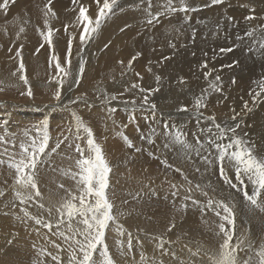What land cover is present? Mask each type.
<instances>
[{"label": "bare ground", "instance_id": "obj_1", "mask_svg": "<svg viewBox=\"0 0 264 264\" xmlns=\"http://www.w3.org/2000/svg\"><path fill=\"white\" fill-rule=\"evenodd\" d=\"M72 1L73 0H51L50 6L56 15L54 17L51 15L46 17L44 12L46 11V6L49 5V0H7L6 6L4 5V0H0V44L6 50L5 52H0V87L1 89L6 88V90H13L14 92H16V89L22 88V86L15 85L14 82H11L9 78L11 74L16 72L14 49L21 48L26 50L29 54L27 61L28 68L31 76L36 80V84L34 86L35 88L31 89V98L26 94L28 89L19 92L25 93L24 98H29L27 101L32 105H28V107L32 106V108L36 110L42 108L45 110V115H39L37 118L30 111L21 114L26 110L20 113L19 110H16L19 109L16 107L18 104L7 105V108H0L8 111V113H5L10 114V118L12 117L11 121H0V135L7 133V139L15 140L17 145L16 151L18 152L19 143L25 139V131H28L29 135L34 136L36 135V126L40 125V129H42L44 126L42 123L45 121L50 125L56 121L62 123V130H59V133L53 131L50 132L49 129L47 130L49 135V150L55 148L58 143H60V148L49 156L44 157L45 162L39 166L36 176L37 184L41 190H46V193H42V198H38L40 200L38 205V199H36V201H28L24 204H21L20 202L14 204L11 203L15 199H18L15 195V188L18 187L15 186V172L14 170L8 169L7 165L0 166V193H3V195H0V264H41V262H43V264H56L48 253H51L52 255L59 254L61 259L63 256L68 259V251L58 252L54 246V244H60L62 247L67 248L65 241L56 234L58 231L56 228V221L59 218L56 209L60 207L63 203V198L67 196L65 189L75 191V181L71 179L70 175H66V172L69 170L77 171L75 161L79 158V153L75 151L74 146L78 143L81 147L86 148V134L81 130L80 136L83 138L77 139L76 120H73L72 117L67 114L55 115L56 113L54 111L56 108H59L60 105L57 104L55 106L52 104L53 102H57L52 94L44 95L42 93L41 90H44L47 93L48 89L51 88L55 91L57 90L54 86L44 85L46 82L45 77H52L56 74L54 73V68L49 64V51L42 48V50L37 52V49L40 48L41 45L45 46L43 37L40 35V31L46 32L44 26L45 20L48 21V25L52 29L56 30L54 32H57L59 37L58 40L62 47V49L59 48L62 59L65 60L68 52V50H64V43L67 39L68 41L70 39L72 40V46L81 44L79 37L83 28L77 21L79 8L80 6L88 8L89 11L87 14L94 20L96 5L94 0H77L76 3H73ZM152 2H154L151 5L152 16L158 14V19H154L153 22L149 24L147 22L149 19L147 0H143V2H141V0H118L117 6L113 9V13L110 14L109 19H105L102 22L100 29L96 32L93 39L94 42H96L94 45V52L98 55L97 64L86 74V80L83 78L80 85L82 88L92 85L90 77H101L100 81L108 80L111 82V89L107 88V92L118 94L124 91V87L129 84L142 83L144 77L148 74L157 73L161 68V72H164L166 69L173 72L169 83H173L175 87L187 85L195 87L203 85L201 77L187 69V62H190L189 59L192 60L191 55L193 54L196 57L199 53L200 55H204V52L200 51L198 53L196 50L198 47L197 42L199 39H204L202 38L204 34L199 35L196 38L185 37L181 27V21L184 18H195L196 24H198L197 15L199 14L198 11H201V9L193 8L192 6L198 7L203 5L202 13L205 14L204 16L222 17L226 22L228 18L229 21L230 18H235V21L233 22L237 24V27H234L233 29L243 34H245V32L242 24L245 22L244 20L246 18L244 13H246L247 17H253V19L250 20L251 25H249V23V26L246 29V32L253 31V36L251 38L245 36L244 39L249 41L253 39L255 42L258 41L261 36H264V33L260 30L261 26H264V0H221L220 3H213V0H185L183 2L173 0V10L168 11L164 8L166 0H152ZM185 8L187 11L184 10ZM119 9L121 10L117 12ZM259 21H261V24H258ZM66 25L68 26L67 30H65ZM21 27L24 28L23 32H20ZM140 27L144 29L142 33L138 31ZM183 28L188 29L185 25ZM220 34L218 28L215 27V30L205 38L214 37ZM172 37L178 39L177 47L179 51L170 44ZM190 41L196 48L195 50L191 48L192 44H190ZM254 42L252 43L254 44ZM255 48H259L258 43L255 44ZM262 52H264V50H261V53ZM168 54H172V59L166 61L164 57ZM134 57L135 59L133 60ZM125 60L132 61L134 67L124 76V83L115 84L116 79L122 76L121 69L124 68L121 67L120 62ZM145 69L152 70L145 74ZM137 73H139V76H137ZM181 78L184 79L183 83H181ZM132 93L131 95H133ZM0 96L6 99H14L16 94H5L0 91ZM219 97H221V95ZM34 100L51 103L44 108L45 106L34 103ZM90 103L85 101V107H79V105L75 106L76 111L73 110V113L83 121L84 125L86 121H90V119L93 118H96V121H104L100 128L101 136L97 137L94 134V139L95 142L101 146L107 162L118 164L117 171L113 173L110 172L111 175H109L108 195L115 205L114 213H116L117 219L122 222L120 225L123 226L124 234H118L116 224L110 223L109 228L106 230L105 237L114 264H197L195 262L197 256L193 257L194 255H192V252L187 250L188 246H193L191 243V237L203 239L211 251L218 252V248L220 247H218V245L221 244L222 240L220 241L218 238L215 219L209 216L197 217L194 211L189 208L192 216L189 223H191L192 226L189 225L190 229L187 231L188 226L186 225V231L181 235V232L178 229V227L181 226V223L174 222V220H179V217L183 213L182 210H178L177 208L179 207V203H177V194L165 193L163 191L189 192V189L196 188L190 187L187 183L177 181L176 179L178 178L175 179L171 173L158 172L157 176L156 170L151 167H147V170L140 167H136V169L133 165L131 166L130 164L125 163L123 156H121L120 149L126 143V139L128 142L135 144L137 160L141 159L137 155V152L138 149L141 148L142 150L145 146V143L143 142L145 140L135 134L138 131L143 133L144 131L141 128L138 129L137 123L132 122L131 126L127 127L129 132L126 131L123 133L122 130L125 126H121L122 130H119L114 126L116 123L123 122L120 120V112L111 114L110 116L98 117L97 113L99 109H102L103 107L91 105ZM109 104L122 108H126L127 106L126 104H113L110 103V101ZM21 107H25V105L23 104ZM189 108L190 110L192 109L191 107ZM3 110H0L1 113ZM145 110H149V108H145ZM200 110L202 111V109ZM151 112L155 111L150 108L149 114H152ZM141 114L143 113L127 115L129 117H144V115ZM185 115L186 117L194 116V114L188 111L182 112L181 116ZM156 118L158 117L156 116ZM149 121L157 120L149 119ZM148 127L150 126L148 125ZM190 131L193 133V130ZM262 132H264V130ZM258 136L260 138V135ZM65 137L71 138L73 149L68 147V145L71 144L70 138L68 143L66 142L67 139H65ZM150 137H152L154 144L153 153L161 155V150L162 148L164 149L166 140L164 141L162 135L159 134ZM150 137H148V142L151 140ZM261 139H259L260 143L262 142ZM61 141L66 142V144L64 142L61 143ZM261 145L262 144H260V146ZM173 148L177 151L175 146H173ZM178 149V155H183L184 150L181 148ZM70 151H73L74 154ZM202 153L204 154L205 152L203 151ZM192 155H183L180 159L177 157L173 158L174 166L179 170H183L187 176L191 173L187 163L192 159L197 161L195 155ZM0 159H7V156H0ZM119 160L121 163H119ZM204 167H207V165H204ZM127 181H130L131 183L133 182V184H128ZM61 184L64 185L63 188L59 187ZM172 185H175L176 187H172ZM153 190L162 192L164 197L157 195L151 196V194H154ZM20 191L27 194L31 189H20ZM137 194L139 195L137 196ZM189 195L191 196L190 192ZM134 197L136 198L134 199ZM154 198H158L157 200L161 201H167L160 203L164 205L163 210L157 211L155 209L153 204L156 202L150 200ZM125 200H127L128 203H124ZM172 201L175 204L171 203ZM179 202H181V198H179ZM40 204H43L44 207L41 208L39 206ZM4 205L6 206L4 207ZM49 209L51 210V214H49ZM25 212H27L28 215H25ZM120 213L123 214L121 215ZM37 218L42 221L41 224L36 223ZM153 218H155V220ZM53 220L55 224H52L53 227L51 231L43 226L44 223L53 222ZM171 224H175L174 231L171 233L172 239H175L173 247L172 243L166 245L167 240L160 235L165 232L168 233L167 229ZM63 227L64 226L62 225L61 230H63ZM130 230H132L134 234L141 233L143 238L141 240H138L137 238L131 240V249L129 250L126 234L130 232ZM117 241H121L122 245L118 246ZM194 241L196 240L194 239ZM203 241L200 243L203 244ZM168 246L171 248L168 249ZM201 247L202 246H200V248ZM194 248L197 249L198 247L196 246ZM201 250H204V248L200 249V251ZM185 254L190 255L185 256ZM201 255H203V253ZM241 255L242 254H240V256ZM142 257L143 260L141 259ZM94 258L98 259V257Z\"/></svg>", "mask_w": 264, "mask_h": 264}, {"label": "rangeland", "instance_id": "obj_2", "mask_svg": "<svg viewBox=\"0 0 264 264\" xmlns=\"http://www.w3.org/2000/svg\"><path fill=\"white\" fill-rule=\"evenodd\" d=\"M177 1L183 2L185 0H177ZM153 3L154 2H152V4ZM192 7L201 9V11H198L199 14L197 15L198 24H196L195 18H189V19L184 18L181 21L182 22L181 27L185 37L196 38L199 35H203V34L205 35L202 36V38L204 39L198 40L197 49L193 46L192 42L190 41V44H192L191 48H193L194 50L196 49L198 53L200 51L204 52V55H200L199 53V55L196 57L193 54L191 55L192 60L189 59L190 62H187L188 63L187 69L198 74L202 79L203 85H199L195 87L192 85L175 87L173 83H169L170 77L173 73L169 69H166L164 72H161L162 70L161 68L159 71H157V73L148 74L146 77H144L142 83L139 82L137 83V85H139V87L143 89L159 88V91H153L149 96V104H155L156 106L154 110L155 112H151L152 114H149L150 107L142 103V96L148 95V93L141 92L139 91L138 88H132L131 85L134 83L124 87L123 89L124 91L118 94L108 93L107 88L111 89V85H110L111 82L108 80L100 81L101 77H90L92 81V85H90L89 87L82 88L80 86L83 78L85 79L86 74L90 71L91 68H94L95 65L97 64L98 55H96L94 52L95 49L94 45L96 42H94L93 40L96 33L91 34V38L86 39L83 44L80 45L76 44L72 46L71 57H70L71 64L69 67L65 65V60L62 59L61 57L59 48L62 49V47L60 45V41L58 40L59 37L57 35V32L56 33L54 32L52 37L53 40L52 48L50 49L49 46L44 42L45 46L40 47L38 49L42 50V48H45L46 50L49 51V64H50V56L52 54L58 56L61 65L66 67L68 75L64 76L63 74H61L60 77H57L55 62H52L51 66L54 68V73L56 75L52 77H45L46 82L43 83L46 86H54V88L57 89L59 85L57 84L56 80L63 78L64 81L63 86L62 88L59 89L61 92V99L60 101L55 100L57 102L52 103L55 106L57 104L60 105L59 108L55 109L54 111L56 113L55 115L67 114L68 116L72 117L73 120H75L72 114L74 111H76L75 106L79 105V107L81 106L85 107L86 105L85 101H87L89 103L92 102L90 103L91 105L103 107L102 109H99L97 113L98 117L110 116L111 114H116L117 112H120V120L123 122L116 123L114 126L119 130H122L121 126H125V128L122 130L123 133L126 131L129 132L127 127H130L132 122L138 124V129L141 128L144 131V133L138 131L135 135L136 136L139 135L141 138L145 140L143 142L145 143L146 147L144 146L142 150L141 148L138 149L137 155L141 159L137 160L135 144L131 143L132 147L129 148L127 146V143H125L124 146L121 147L120 149L122 154L121 156H123L124 162L130 164L131 166L133 165L135 168L140 167L144 170H147L148 168L151 167L152 169L156 170V175L158 174V172L171 173L175 179L178 178L176 179L177 181L187 183L188 185H190V187L196 188V189H191V191H189L191 196L189 195V192H180V191L172 192V191L163 190L165 193L177 194L176 195L178 198L177 203H179V207L177 208L178 210H182L183 213L179 217V220H174V222L181 223V226L178 227L179 231L181 232V235L186 231L185 229L186 225L188 226L187 231H189L190 229L189 225L192 226V224L189 223V220L192 219L189 208L194 211L197 217L198 216L213 217L216 222L217 234L219 233L218 223H221L219 217H217L211 210L205 207L207 201L209 199H212L214 201H223L233 208V211L235 213V220H236L233 243H235L237 237H244L245 243L250 242L258 249L262 244H264V211H261L259 208H254L244 200L242 192L237 190V188L241 187V185L239 181L236 180V173L232 167L230 166L226 167L225 173L232 180V182L237 185V188L231 187L229 184L225 183V181L221 178L219 171L220 164L219 161L217 160L218 153L216 146L217 145L224 146L229 143H233L234 140L238 137L248 142L249 147L252 148L253 154L255 156L264 158V139H263L264 132H262L264 130V124H263L264 123V93L261 92V95L256 98V102L253 103V97L255 96L256 92L260 91L261 86L264 85V55L261 54V50L252 51V52L248 50L249 48L253 47L252 42H254V40L251 39L249 41L247 39H244L245 34L233 29L234 27H237V24L233 22L235 21V18H230V21L228 18L226 22L225 19L222 17L207 16V15L204 16L205 14L202 13L204 7L203 5H200L198 7L196 6H192ZM120 10L121 9H119L117 12H119ZM199 15H203V16H199ZM244 15L246 18L247 14L244 13ZM109 16L106 18V20L109 19ZM244 21L245 22H243L242 25L244 26L243 27L244 32L246 33V29L249 25H251L250 23L251 21L247 19H245ZM258 24H261V21H259ZM184 25L187 26L188 29H184L183 28ZM215 27L218 28V32L221 34L214 37L205 38L215 30ZM45 29L47 32V28ZM138 31L142 33L144 29L140 27ZM257 35H263V34H257ZM237 37H241V39H237ZM177 41L178 39L172 37V41H170V44L174 48L178 49ZM228 48H231L232 51H223V52L221 51V49H228ZM18 50L20 51V56L16 55V52ZM64 50L65 51L68 50V39L64 43ZM5 51L6 50L0 44V52H5ZM28 55H29L28 52L24 49L21 48L14 49V57L16 58V72H15L16 74L15 75L11 74L9 80L11 82H14L15 85L22 86V88L16 89V92H14L13 90H8V89L6 90V88H2L3 93L5 94L8 93L11 95L16 94V96H14V99H6L0 96V101H1L0 104H2L0 105V108H7L6 107L7 105L18 104L16 105V107L19 109L15 108L16 110H19L20 113L26 110L24 113L21 114H25L30 111L33 113V115H35L38 118L39 115L42 116L45 115L44 114L45 110L43 108L36 110L32 108V106L28 107V105H32L30 104V102L27 101V99L29 98H24V95H21V93L19 92V91H26L29 88V86L31 89H33L35 88L34 86L36 84V80L31 76V73L28 68V63H27L29 58ZM21 59L23 61L26 70L24 74L27 76L28 79L27 85H25L24 82L19 79L21 73L18 71V68ZM164 59L166 61L171 60L172 54L166 55ZM129 61L130 60L128 61L125 60L122 61L123 64L120 63L121 67L124 68L121 69L122 76L116 79L115 84L116 83L122 84L125 82L124 76L128 71H131L132 68L134 67L133 62L129 67ZM81 62H83V66H84V71L82 74L79 71ZM205 63H207V68L202 67ZM213 69L215 71H212L211 75L208 76L207 79H205L204 74ZM148 72H150L149 69H145V74H147ZM157 76L160 77L159 82H157L156 80ZM216 76L220 77L219 81L215 80ZM181 79L184 80L183 78ZM77 80L79 81L78 83H76ZM210 83H215L220 88V91L218 92L213 91L209 87ZM51 89H48V93L44 90L41 91L44 95L52 94L54 96L56 91L54 89L52 90ZM131 93L133 95H131ZM17 94L19 97L17 96ZM202 94L206 96V97L204 96L205 97L204 103L207 105L206 107L200 108L202 109L203 112L200 109H199L200 111L199 110L197 111L194 108L196 99L199 98ZM220 95L221 97H219ZM113 96H115L116 98L112 99ZM133 100H135L136 105L135 104L132 105L131 101ZM72 101H77V102L73 103ZM109 101L110 103L113 104L114 103H118L119 105L126 104L127 106L126 108H122L116 105H111L109 104ZM34 103H36L37 105L39 104L41 106H45L44 108H46L51 102L50 103L40 102L38 100H34ZM245 103H247L248 109H251L250 111L244 108ZM23 104L25 105V107H21V105ZM188 106L191 107L192 109L190 110ZM145 108L147 109L149 108V110H145ZM181 108H187L188 112L194 114V116H187V117L186 115L181 116L182 112H185V111H180L179 109ZM5 112L8 113V111L5 110H3L2 113L0 111V121H6V120L11 121L12 117L10 118V114H6ZM139 113H143L141 115H144V117L140 118V117L128 116ZM195 114H197L198 117ZM234 115H236L235 120L232 119ZM126 116L128 117L125 118ZM156 116L158 118H156ZM209 117H215V123H213V121L210 120ZM149 119H154L157 121H149ZM96 120H97L96 118H93L90 119V121H86L85 126L90 128L93 134L99 137L101 136L100 128L103 125L104 121L103 120L96 121ZM238 122H239V127L236 129L235 136L230 131H225L223 134H221L218 131V129L215 127V124H219L221 128L227 129L228 127L233 126ZM42 124L44 125V123ZM61 124L62 123L60 121H56L51 125L47 124L48 126L47 130L49 129L50 132L53 131L59 133V130L60 131L62 130ZM251 124L253 125V127ZM148 125L150 127H148ZM37 129H40V125L36 126V130ZM190 130H193V133ZM156 134L162 135L164 141L166 140L164 144L165 145L164 149L162 148L161 150L162 152L161 155L153 153L154 144H153V139L150 136ZM258 135H260V138ZM147 136L151 138L149 142ZM176 136H180L181 139L185 137L182 139L185 142L184 145L185 147L181 146L180 144L174 143V137ZM69 138L70 137H68L66 140V142L68 143H69ZM258 138L261 139L262 141L261 143ZM66 142L64 143L66 144ZM70 143L73 145L71 138H70ZM260 144L262 145L260 146ZM173 146L177 148V151H175ZM178 148L184 150L183 151L184 156L193 154L197 158V161L195 159H192L187 163V166L191 171L189 176H187L186 173L183 172V170H179L177 169L176 166H174L173 158L177 157L180 159L181 157H183V155H178L179 153ZM232 150H235V148H233ZM203 151L205 152L204 154L202 153ZM70 152L73 153V151ZM205 157H207V159H205ZM119 163H121L120 160ZM225 163L227 162L225 161ZM203 164L205 166L207 165V167H204ZM109 165L112 169L111 173L117 171L118 164L116 163L112 164L111 162L109 163ZM111 173L109 175H111ZM244 179H245V183L247 184L246 190L249 192V194H251L253 186L247 182L246 177ZM187 181H189L190 183ZM127 183L133 184V182L131 183L130 181H127ZM5 188L8 190L6 186ZM40 191L41 193H46V190L40 189ZM153 193L154 194H151V196L157 195L160 197H164V194L160 191L153 190ZM204 193H207V195H205ZM189 197H191V199H189ZM179 198H181V202H179ZM157 199L154 198L150 200L155 201L156 203L153 204L155 209L157 211H161L163 210L164 205L160 203L167 201H161ZM261 199L264 200V192L261 193ZM192 200L199 201L200 202L199 205H194L192 203ZM39 201L40 200L38 199L37 205L39 204ZM18 202L20 201L18 199H15L11 203L14 204ZM171 203L175 204L173 201ZM5 206L6 205H4V207ZM201 209H203V211H201ZM153 219L155 220V218ZM118 220L119 219H117V221ZM118 222L119 224L122 223L121 220H119ZM51 223L55 224L54 220ZM132 230H130V232L126 234L128 241H129V233L132 235L131 240L136 238L138 240H141L143 238L141 233L134 234L133 232L134 230L133 231ZM173 231L174 228L172 229V231H168V233L165 232L163 234H160L162 238L167 240L166 245L172 243V247L175 242V239L173 240L171 235ZM192 238L193 237H191L192 240L191 243L193 244V246H188L187 250H190L192 252V255H194L193 257L197 256V258H195L196 260L195 262L197 264H210L209 257L210 256L216 257L218 255L220 251V247H219L220 245H218L219 247L218 252L211 251L207 247L203 239L196 237H194L193 239ZM218 238L220 241L221 240L223 241V234H219ZM194 239L196 241H194ZM202 241L203 244L200 243ZM196 246L198 247L197 249L194 248ZM200 246L204 248V250H201L203 252L200 251V249H203L202 247L200 248ZM167 248L170 249L171 247L168 246ZM202 253L203 255H201ZM240 254H242L243 256L242 255L240 256ZM189 255L190 254H185V256H189ZM239 256L241 258H244V253H239ZM61 260H62V264H67V259L65 258V256H63Z\"/></svg>", "mask_w": 264, "mask_h": 264}, {"label": "snow or ice", "instance_id": "obj_3", "mask_svg": "<svg viewBox=\"0 0 264 264\" xmlns=\"http://www.w3.org/2000/svg\"><path fill=\"white\" fill-rule=\"evenodd\" d=\"M77 0H73L76 3ZM143 2V0H141ZM221 0H213V3H220ZM96 5L95 19L93 20L91 16L87 13L88 8L80 6L77 21L82 25L83 31L79 37L81 44L85 42L86 39L91 38V34L96 33L102 22L113 13V9L117 6L118 0H94ZM173 0H166L164 8L166 11L172 9ZM51 0H49V5L46 6V11L44 15L47 17L49 15L55 16V12L52 10ZM148 4V23L151 24L154 19H158V14L152 16L151 5L152 0H147ZM4 5H7V0H4ZM187 11V9H184ZM246 19L251 20L253 17H246ZM47 32L40 31V35L43 37L44 42L52 48L53 45V33L52 29L48 25V21L44 22ZM67 25L65 30H67ZM261 32L264 33V26L260 28ZM24 28H20V32H23ZM39 31V29H38ZM246 37L251 38L253 36V31H248L245 33ZM241 39V37H237ZM259 44V49L255 48V44ZM44 45H41L43 47ZM71 48L72 40L68 41V52L65 57V65L70 67L71 64ZM250 52L264 50V36H261L258 41H255L253 47L248 49ZM39 49H37V52ZM221 51H232L231 48L221 49ZM264 55V52L261 53ZM17 56H20V51L16 52ZM135 57L133 58V60ZM52 62H55V69L57 77L61 74L64 76L68 75L65 66H62L59 57L55 54L50 56V66ZM123 64V62H120ZM132 61H129V67ZM202 67L207 68V63ZM18 71L21 73L19 79L24 82L25 85L28 84L27 76L25 73V66L21 59ZM80 73L84 71L83 62L80 64ZM151 71V69H149ZM210 70L204 74L205 79L211 75ZM16 73L14 72L13 75ZM139 76V73H137ZM157 82H159L160 77H156ZM216 81L220 80L219 76L215 77ZM59 87L57 88L54 98L57 101L61 99L60 88L63 86V78L56 80ZM79 81L77 80L76 83ZM183 83V80H181ZM132 88H138L141 92H146L148 95L142 97V103L148 105L152 110H155V104H149V96L153 91H159L157 89H143L137 84H132ZM209 87L213 91H220V88L215 83H210ZM3 89H0L2 91ZM127 91V89H126ZM264 92V85L261 86L260 91L256 92L253 97V103L256 102V98ZM25 93H21L24 95ZM30 98L32 96V91L29 86L26 93ZM116 97L113 96L112 99ZM204 95L202 94L196 99L194 108L198 111L200 108L206 107L204 103ZM73 103L77 101H72ZM135 104V100L131 101ZM244 108L247 110L248 105L245 103ZM180 111H188L187 108H181ZM73 117L76 120L77 128V139H82L80 136V131L86 134V145L87 147H81L80 144H75L74 148L77 153H79V158L75 161V167L77 171L69 170L66 175H70L71 179L75 181V191L71 189H65L67 196L63 198V203L56 209L59 214V218L56 221L57 235H59L67 244V248L62 247L60 244H54L58 252L68 251L67 264H114V260L109 252L108 245L106 244V230L109 228L110 223L116 224V230L118 234L123 235L124 229L117 221L116 213H114L115 205L109 198V174L112 171L109 163L104 157L103 150L94 139V134L90 128L84 125L83 121L73 113ZM210 120L215 123V117H209ZM233 120L236 119V115L232 117ZM218 131L223 134L225 131H230L235 136L236 129L239 127V123L228 127L227 129L221 128L219 124H215ZM42 133V134H41ZM7 133L0 135V156H7V159H0V166L7 165V168L14 170L15 172V195L21 204L27 203L28 201H36V198H42V193L38 187L36 176L39 170V166L43 164L44 157L49 156L51 153L57 151L60 148V143H58L55 148L49 150V135L47 131V122H44L42 129L36 130V135H29L28 131H25V139L19 143V151H16L15 140L7 139ZM67 139V137H65ZM126 139V138H125ZM64 141H61L63 143ZM127 146L132 147L131 142L126 139ZM174 143L185 145V142L180 136L174 137ZM69 148L73 145L69 144ZM217 160L219 161L220 176L233 188H237V185L232 182V180L226 175L225 168L230 166L235 170L236 180L239 181L241 187L237 188L241 191L244 200L253 206L254 208H259L264 211V200L261 199V193L264 192V158L257 157L253 154V150L249 147L247 141L242 138H236L233 143H229L224 146L217 145ZM235 148V150H232ZM87 153V155H86ZM18 157V158H17ZM207 159V157H205ZM225 161L227 163H225ZM247 182L253 186L252 193L249 194L247 189ZM14 186V187H15ZM63 188L64 185H59ZM172 187H176L172 185ZM199 187V186H197ZM20 189H31V191L25 194L21 192ZM191 191V189H189ZM175 194V193H174ZM207 195V193H204ZM3 195V193H0ZM139 194H137L138 196ZM136 197H134L135 199ZM191 199V197H189ZM124 203H128L127 200ZM194 205H199V201L192 200ZM43 208V204L39 205ZM186 207V206H185ZM206 208L211 210L217 217H219L221 223H219V234H223V241L220 244V251L216 257H209L210 264H264V244H262L258 249L252 243H245L244 237H237L235 243H233L235 235V213L233 208L230 207L223 201H214L209 199ZM203 211V209H201ZM49 214L51 210L49 209ZM121 215L123 213H120ZM25 215H28L25 212ZM39 218L36 219L37 224H41ZM63 230H61V226ZM43 226L52 230V223H44ZM227 226V227H226ZM175 224H171L167 231H172ZM54 243V242H53ZM118 246L122 245L121 241H117ZM162 246V245H161ZM128 248L131 249V234H129ZM239 253H244V258L239 256ZM51 255V259L56 262V264H62L61 256L59 254ZM94 257H98L94 258ZM143 260V257L141 258ZM43 264V262H41Z\"/></svg>", "mask_w": 264, "mask_h": 264}]
</instances>
